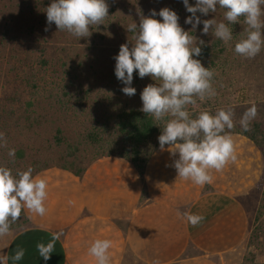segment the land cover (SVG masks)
Here are the masks:
<instances>
[{
	"label": "crops",
	"instance_id": "crops-1",
	"mask_svg": "<svg viewBox=\"0 0 264 264\" xmlns=\"http://www.w3.org/2000/svg\"><path fill=\"white\" fill-rule=\"evenodd\" d=\"M231 136L237 159L220 172L212 170L210 185L179 178L172 166L179 154L173 155L169 145L153 152L144 182L117 157L98 159L81 178L57 168L38 173L35 177L49 185L47 213L41 217L25 208L33 226L0 237V257L6 264H96L88 248L96 239H110V264H225L227 254L246 238L240 197L259 175L253 144ZM143 184L147 195L141 200ZM184 212L204 219L193 226L180 215ZM53 233L63 235L45 262L36 245L47 244ZM21 248L24 258L14 261Z\"/></svg>",
	"mask_w": 264,
	"mask_h": 264
},
{
	"label": "clouds",
	"instance_id": "clouds-1",
	"mask_svg": "<svg viewBox=\"0 0 264 264\" xmlns=\"http://www.w3.org/2000/svg\"><path fill=\"white\" fill-rule=\"evenodd\" d=\"M188 13L184 23L191 25L186 31L179 23L178 14L169 8L158 13L150 12L141 17L139 24L132 22L127 31L133 33L135 43L123 44L114 57V74L123 85L121 91L131 97L136 94L132 87L133 73L143 79L150 76L157 84L147 85L141 93L142 109L155 121L164 122L162 134L158 137L161 150L171 146L173 155L179 158L172 165L179 178L190 180L195 185L213 183L212 170L222 171L229 162L237 159L235 144L230 134L234 128L232 109H220L215 114L200 111L193 118L188 106H197V101H205L215 96L212 85L214 72L203 66L197 59L201 56L204 41L192 33L203 24L202 34L211 31L215 38L228 43L233 40L232 26L243 23L247 26L246 36L235 43L234 51L239 56L252 59L264 51V0H182ZM224 9L223 20H201L197 13L207 16ZM106 0H52L46 8L49 25L54 23L59 31H66L74 37L86 38L91 35L92 26L102 25L108 15ZM159 16L161 20L154 17ZM256 107L248 108L239 124L248 131L250 121L256 115ZM4 134L0 133V141ZM8 155L14 156L15 149ZM33 169L18 171L15 175L10 168L0 166V237L8 235L11 225L26 208L30 212L45 216L48 198L47 179L33 176ZM191 225L196 226L204 217L189 212L180 214ZM63 233H53L51 240L36 245L39 256L45 262L51 259L56 242ZM110 239H96L88 248V254L96 264H110ZM24 249L15 251L14 261L24 258ZM0 264H6V257H0Z\"/></svg>",
	"mask_w": 264,
	"mask_h": 264
},
{
	"label": "trees",
	"instance_id": "trees-1",
	"mask_svg": "<svg viewBox=\"0 0 264 264\" xmlns=\"http://www.w3.org/2000/svg\"><path fill=\"white\" fill-rule=\"evenodd\" d=\"M51 2L0 0V74L2 64L9 69L0 94V133L4 134V140L0 141V166L10 168L13 175L31 167L35 177L44 170L57 168L81 178L98 159L117 157L131 164L143 180L151 155L160 148L158 137L162 134L164 122L155 121L151 115L143 113L140 106L126 105L105 117L100 116V120L92 119L90 125L87 123V117L92 115L91 105H97L100 100L87 84L64 83L67 71L63 68L67 66L65 60L69 54L66 52L61 58V51L55 49L50 40L56 42L60 37L72 35L59 31L54 23L48 24L46 8ZM99 26L106 29V26ZM229 44L215 39L198 45L202 52L197 59L211 66L221 60L226 63L231 55ZM57 65L62 69H57ZM52 75L55 79L50 81ZM108 102L114 104L113 101ZM212 106L210 99L198 100L195 108L188 106V111L193 118L205 110L215 114L218 110ZM232 110L235 126L226 131L249 140L258 150L264 165V118L251 120L248 131H244L239 124V107ZM79 117L86 122L74 137H69L64 124ZM10 149H15L14 156L8 155ZM89 150L101 152L86 161ZM54 151L58 154V164L52 162ZM209 190L205 186L203 192ZM146 195L144 185L141 200ZM32 226L24 209L20 218L11 225L10 232ZM255 239L252 232L248 245H253L257 241ZM254 259L252 253L245 256L246 262L254 263Z\"/></svg>",
	"mask_w": 264,
	"mask_h": 264
},
{
	"label": "rangeland",
	"instance_id": "rangeland-1",
	"mask_svg": "<svg viewBox=\"0 0 264 264\" xmlns=\"http://www.w3.org/2000/svg\"><path fill=\"white\" fill-rule=\"evenodd\" d=\"M106 2L109 16L102 24V26H106L105 30L94 25L90 29L89 37L73 39L72 36H64L58 38L56 42L50 40L55 49L61 51V58L66 52L69 54L68 59L65 60L67 66L63 68L64 71H67L64 75V83L87 84L96 92L95 95L100 100L97 105H91L92 115L87 117L89 125L92 124V119L93 121L100 120V116L105 117L120 107L126 105L142 107L141 93L143 89L149 84L159 83V81L152 80L150 76L141 79L134 72L131 86L136 89V94L129 97L121 91L125 85L117 80L114 74L116 63L114 57L118 55L121 45L127 43L131 48L135 43L134 34L127 31L129 24L133 21L139 24L141 17H148L152 10L158 13L163 8H169L178 14L179 23L186 31H190L192 28L191 25L184 23L191 14L186 11L182 0H115L111 3L106 0ZM189 3L194 6L195 0H189ZM224 11V9L218 8L216 13H209L207 16H202L200 13L197 15L201 20L216 19L221 21ZM154 18L161 20L158 15ZM246 27L243 19L240 23L232 26L234 38L228 46L231 55L226 63L221 60L216 62L215 66L209 64H203V66L214 72L212 85L216 94L209 98L213 104L212 109H236L239 107L238 117H242L248 108L255 105L257 111L252 119L255 120L264 118V51L252 59L243 58L235 53V43L246 36L244 31ZM202 28L203 24L199 25L192 33L198 38V41L203 40L204 43H208L217 39L211 31L206 35L202 34ZM56 68L62 69L61 65H57ZM8 72L7 66L2 64L0 94L3 85H5V74ZM50 77H52L49 79L50 81L55 79L53 75ZM108 101H113L114 104L111 105ZM112 108L113 110H111ZM85 122L86 120L81 117L71 118L64 124V131L69 137L73 136L78 130H81ZM246 146L247 144L240 143L239 147ZM254 150L259 157V168L257 169L259 175L240 197L247 217L246 238L240 248L227 254L225 264H264V165L258 150L255 148ZM97 152H101V150H89L85 160L88 161ZM57 155L56 151L51 155L52 162L55 164L60 162ZM228 173L230 172L228 171ZM228 173L227 175H230ZM258 215H260L259 218L255 220ZM252 232H254L257 241L249 246L248 241ZM249 253L255 255L254 263L245 261V256Z\"/></svg>",
	"mask_w": 264,
	"mask_h": 264
}]
</instances>
